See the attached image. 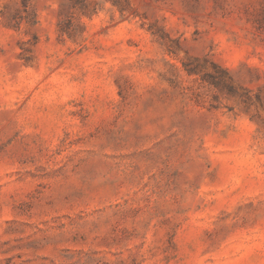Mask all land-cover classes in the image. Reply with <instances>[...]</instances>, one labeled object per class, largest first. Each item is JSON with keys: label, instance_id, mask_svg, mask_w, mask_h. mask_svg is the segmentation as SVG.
<instances>
[{"label": "rangeland", "instance_id": "374dc122", "mask_svg": "<svg viewBox=\"0 0 264 264\" xmlns=\"http://www.w3.org/2000/svg\"><path fill=\"white\" fill-rule=\"evenodd\" d=\"M0 264H264V0H0Z\"/></svg>", "mask_w": 264, "mask_h": 264}]
</instances>
